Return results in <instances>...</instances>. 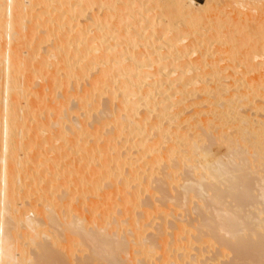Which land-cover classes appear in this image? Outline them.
<instances>
[{
    "label": "bare ground",
    "instance_id": "6f19581e",
    "mask_svg": "<svg viewBox=\"0 0 264 264\" xmlns=\"http://www.w3.org/2000/svg\"><path fill=\"white\" fill-rule=\"evenodd\" d=\"M47 1L55 2L0 0V37L15 41L0 45V264H146L141 256L156 252L153 264H216L221 255L226 264H264L262 103L252 108L249 87L238 93L240 85L231 90L223 74L215 77L227 66L199 49L210 38L181 43L196 27L186 17L195 28L185 32L175 18L204 5L66 0V14L82 18L73 31L78 23L49 18L57 7ZM38 4L48 16L44 40L56 38L50 45H29L32 29H18L38 17L31 12ZM114 17L122 29L110 27ZM242 27L210 33L229 58L250 40ZM253 27L250 45L264 52V22ZM242 55L244 66L252 54ZM89 195L119 200L97 214ZM154 195L160 207L201 209L198 219L167 226L160 218L165 223L144 234L143 216L167 212ZM113 206L127 217L129 206L140 210L123 221Z\"/></svg>",
    "mask_w": 264,
    "mask_h": 264
},
{
    "label": "rangeland",
    "instance_id": "374dc122",
    "mask_svg": "<svg viewBox=\"0 0 264 264\" xmlns=\"http://www.w3.org/2000/svg\"><path fill=\"white\" fill-rule=\"evenodd\" d=\"M65 1L66 0H64V2L63 3H60V2H62V0H55V2H53V3H51V2H49V1H47L46 3H47V6H48V8H51V6H55V7H57V9L56 10H53L51 13V16L52 17H49V18H53L55 15V17H57L58 19H60V22H62L63 20H65V18L67 19H69V18H71L70 20L71 21H69L68 19H67V23L68 24H70V25H72L73 26V24H74V26L76 25V23H78V22H80V19H82L81 17L79 18H74V14L75 13H73V12H71L73 15H71V14H68L69 16H73V17H69L67 14H66V12H65V10L67 9V5H66V3H65ZM72 1H74V0H72ZM108 1H110V0H108ZM107 1V2H108ZM117 2L118 1H120V2H122V0H116ZM182 2H183V0H181ZM185 1V0H184ZM197 3H199V4H202V5H204V8H202V7H191L190 5L187 7L186 5H184V6H186V8L188 9L189 7V11L188 10H186V8H184L183 10H185V11H182V16H177V18H175V19H177L178 20V24H180L181 25V29H183V31H187V32H189V33H191L192 31H193V29L195 28L196 29V31H195V29H194V31L189 35L188 33L187 34H184V35H182V37L184 36V39H182L181 40V43L183 42L184 44L187 42V43H189L188 41L189 40H192L193 38L191 37V36H193V37H195L196 35H198L199 37L198 38H200V39H205L206 40V37L209 39L210 38V40H209V42L208 43H211L210 45H202L199 49H201L202 50V48L204 49V47H209L208 49H209V51L211 52H213V51H215V53H213V55H209V56H211V57H218V58H222L221 59V62H222V64H221V62H220V64L222 65V66H224V68H226V66H227V68L226 69H223V67H222V72L221 71H219L218 72V75H215V77H218V76H220V74H221V76L220 77H223V75H224V78H226V75L228 76L227 78V80L226 79H224L223 78V80H224V82H225V84H227V85H229V87L231 88V90L233 89V87L235 86H238V85H240V86H238L239 88H238V93H241L242 91L241 90H244L243 91V93H245V94H248L247 95V99H248V96H249V99H251L252 100V97H253V103L251 104L252 106V108H253V106H254V108H256L258 105H257V103L258 104H260V103H262L260 106H262L263 105V100H262V98H263V95H264V52L260 49L259 51H257L256 52V50H254L255 48H254V46H251V45H253V41H252V37H251V31L250 30H252V31H254V27L253 26H255L256 24H258V23H260V22H262V24H263V22H264V18H263V16H264V12H261V10H262V8H264V6L261 8V6L262 5H264L263 3H264V0H195ZM239 1V2H238ZM250 1V2H249ZM258 1V2H257ZM259 1H262V2H259ZM115 3V2H113V3H115L114 5H118V3ZM119 2V3H120ZM153 1H151V0H148L145 4H146V6H148V5H150V3H152ZM186 2H187V0H186ZM223 2V3H222ZM238 2V3H237ZM242 2V3H241ZM39 3V2H38ZM109 3H111V1L109 2ZM181 3V2H180ZM232 3H233V5H232ZM241 3V4H240ZM259 5H258V4ZM24 4V5H23ZM22 4V6H26V8L27 7H29V4L27 5V4H25V3H23ZM148 4V5H147ZM153 4V3H152ZM205 4H206V7H205ZM208 4V5H207ZM229 4V5H228ZM251 4V5H250ZM226 5V6H225ZM232 5V6H231ZM236 5H238V6H236ZM243 5V6H242ZM74 6H79V4H77V5H75L74 4ZM44 7V8H43ZM104 7V6H103ZM102 7V11H104V13H108L109 11H110V9H108V11H107V9H105V8H108V7H106L105 6V8H103ZM223 7V8H222ZM40 8H42V9H40ZM46 7L45 6H41L40 4H38V5H35V7H34V9L31 11L32 12V14H37V16L38 17H35V19H33L32 21L30 20V22L28 21V20H26V21H22V23H20V24H18V29L20 30V31H23V30H31L30 32L31 33H29V35L30 34H32L33 33V35H31V37H32V39H29V45H50V43H51V41L53 42V40L52 39H56V38H53V36H52V38L51 37H48V39H46V40H44L45 38L43 37V35H42V33L47 29H45V27H47L46 25H47V18H48V16H47V14H44V13H41V11L42 10H44ZM235 8V9H234ZM104 9V10H103ZM202 9H204V10H202ZM206 10H207V12H206ZM223 10V11H222ZM237 10V11H236ZM256 10V11H255ZM107 11V12H106ZM186 11H188L189 12V14L191 13L192 15H189L188 14V12H186ZM203 11V12H202ZM225 11V12H224ZM40 12V13H39ZM209 12V13H208ZM103 13V12H102ZM184 13H187V14H185V16H184ZM218 13H219V15H218ZM223 13H224V15H223ZM43 14V15H42ZM58 14V15H57ZM229 14V15H228ZM236 14V15H235ZM238 14V15H237ZM41 15V16H40ZM187 15V16H186ZM204 15H205V17H204ZM212 15V16H211ZM263 15V16H262ZM66 16V17H65ZM68 16V17H67ZM166 17H165V19H168V15H165ZM184 16V17H183ZM193 16V17H192ZM218 16V17H217ZM247 16V17H246ZM28 17V15H25L24 17H22V19L23 18H27ZM44 17V18H43ZM62 17V18H61ZM176 17V16H175ZM178 17H180V18H178ZM181 17H182V19H181ZM188 18V20L189 19H193L192 20V22L193 23H195V27H194V25L191 27V29L190 28H187V27H190V24H189V22H190V20L188 21L187 20V18ZM190 17H192V18H190ZM225 17H226V19H225ZM231 17V18H230ZM240 17V18H239ZM37 18V19H36ZM57 18H56V20H57ZM169 18H170V16H169ZM195 18V19H194ZM214 18V19H213ZM233 18V19H232ZM256 18V19H255ZM40 19V20H39ZM46 19V20H45ZM74 19H76V20H74ZM112 19V18H111ZM111 19H109V20H111ZM179 19H180V21H179ZM205 19V20H204ZM211 19V20H210ZM213 19V20H212ZM218 19L220 20L219 22H218ZM253 19V20H252ZM44 20V21H43ZM112 20H113V23H112ZM109 23V25H110V27H112L113 26V29H114V27H115V29H117V27H119V28H121L120 27V25H121V22H120V24L117 22V19L114 17L113 19H112ZM183 20L184 21H188V24H189V26H187V23H186V25H184L185 23L183 22ZM195 20H197V23L198 24H196V21ZM198 20H200V21H198ZM217 20V21H216ZM69 21V22H68ZM115 21V22H114ZM202 21V22H201ZM222 21V22H221ZM236 21H238L239 23L238 24H236ZM256 21V22H255ZM66 22V21H65ZM141 22H144V21H141ZM221 22V23H220ZM224 22H226V23H224ZM246 22V23H245ZM252 22V23H251ZM254 22V23H253ZM117 23H118V25H117ZM209 23V24H208ZM248 23V24H247ZM256 23V24H255ZM231 25V24H233V27L232 26H229V25ZM252 24H254L253 26H252ZM109 25H108V27H109ZM227 25H228V27H227ZM238 25H245V27H244V29H243V27H242V32H244V34L245 33H250V35H248L247 34V39L246 40H249V41H247L246 42V45L243 43L242 45H243V47H241V49H242V52H240L241 51V49L239 50V53H241V54H238V56H237V54H235L234 55V57H236L237 58V60H236V58L235 59H233L231 56V58H229L228 57V55L229 54H227L226 55V53H228V52H224V51H222L221 52V50L223 49V48H225L226 47V45L225 44H220V42H218V41H216V40H214L213 39V37H211V34L210 33H216V31L217 30H219V31H221V32H223V30L225 31H227L228 30V28L229 29H231V30H233L236 26L238 27ZM248 25H250V26H248ZM73 26V27H74ZM81 26V25H80ZM79 23H78V25H76L74 28H73V31L75 30V29H80L79 27ZM122 26V25H121ZM185 27V28H182V27ZM187 26V27H186ZM202 26V27H201ZM209 26V27H208ZM217 26V27H216ZM235 26V27H234ZM194 27V28H193ZM201 27V28H200ZM205 27V28H204ZM207 27V28H206ZM219 27V28H218ZM226 27V28H225ZM23 28V29H22ZM64 28H67V26H65L64 25ZM198 28V29H197ZM214 28V29H213ZM221 28V29H220ZM0 29H4V28H0ZM22 29V30H21ZM43 29V30H42ZM45 29V30H44ZM106 29V28H105ZM122 29V28H121ZM120 29V30H121ZM203 29V30H202ZM223 29V30H222ZM246 29V32L244 31ZM120 30H117V31H119L120 32ZM1 31V30H0ZM4 31V30H3ZM3 31H1L2 33H3ZM72 31V32H73ZM76 31V30H75ZM115 31V30H114ZM213 31H215V32H213ZM56 32H58V31H56ZM195 32V33H194ZM199 32H202V33H199ZM234 33V35H236L237 36V33L235 34V32H233ZM200 34H202L201 36H200ZM208 34V35H207ZM37 35V36H36ZM41 35H42V37H41ZM58 35H60V34H58ZM185 35H186V37H185ZM189 35V36H188ZM246 35V34H245ZM210 36V37H209ZM8 37V36H7ZM6 37V35H4V34H2V37H0V45H8L7 44V42L9 41H7V39H9V38H7ZM39 37V38H38ZM106 37H107V35H106ZM181 37V38H182ZM187 37H189V38H187ZM197 37V36H196ZM204 37V38H203ZM6 38V39H5ZM29 38H30V36H29ZM41 38V39H40ZM111 39H112V42L113 41H123L124 39H122L121 37H118V39H113L112 37H110ZM120 38H121V40H120ZM186 38V39H185ZM111 39H110V42H111ZM6 42H5V41ZM43 40V41H42ZM4 41V42H3ZM14 41V40H13ZM13 41L12 40H10V42H8V43H11V44H9V45H15V41H14V43H13ZM27 41V40H26ZM108 42H109V38H108V40H107ZM186 41V42H185ZM207 41L208 40H206V42H203V43H207ZM213 41H215V42H213ZM250 41H252V42H250ZM109 42V43H110ZM217 42V43H216ZM2 43H4V44H2ZM6 43V44H5ZM186 43V44H187ZM207 43V44H208ZM214 44V45H213ZM251 44V45H250ZM27 45V44H26ZM222 45V46H221ZM247 46V47H246ZM250 46L252 47L251 48V50L249 49L250 48ZM249 47V48H248ZM212 48V49H211ZM206 49V48H205ZM204 49V50H205ZM246 49H248V50H246ZM256 52H254V51ZM246 51V53H243V52H245ZM250 53V55L252 54V56H249V53ZM252 51V52H251ZM262 51V52H261ZM238 53V52H237ZM242 54H246V56H249L250 58L249 59H247V63H244L245 65H251V64H253L252 66H249V71L246 69L245 70V68H247L248 66H241V65H243L242 63H241V57L243 56L244 57V55H242ZM255 54V55H254ZM260 54H262V55H260ZM225 56L226 57H228V59L227 58H225ZM241 56V57H240ZM251 57H252V59H251ZM239 58H241L240 59V61L238 60ZM225 59H227V60H225ZM232 59V60H231ZM262 59V60H261ZM228 60H230V62L228 61ZM249 60H251V61H249ZM260 60H261V62H260ZM232 61V62H231ZM234 61V62H233ZM238 63H237V62ZM250 62H252L251 64H249ZM255 62H257V63H255ZM229 64V65H231V66H229V65H227V64ZM224 64V65H223ZM254 66V67H253ZM233 67H235V68H233ZM245 67V68H244ZM252 67L254 68V70L252 69ZM246 71V72H244V70ZM261 69V70H260ZM240 70V71H239ZM251 71V72H250ZM233 72V73H232ZM239 72V73H238ZM220 73V74H219ZM223 74V75H222ZM255 75V76H254ZM232 77V78H231ZM238 79H240V80H238ZM255 77V78H254ZM261 78V79H260ZM230 79V80H229ZM233 79V80H232ZM255 79V80H254ZM221 80V79H220ZM222 80V81H223ZM237 80V81H236ZM231 81V82H230ZM239 81V82H238ZM244 81H245V83H244ZM255 81V82H254ZM232 82H233V85H231L232 84ZM236 82V83H235ZM253 83H254V85H255V87H253L252 88V86H253ZM257 83H258V85H257ZM238 84V85H237ZM246 84V85H245ZM263 84V85H262ZM231 85V86H230ZM242 85V86H241ZM248 85V86H247ZM257 86V87H256ZM241 87H242V89H241ZM244 87V88H243ZM247 87H249V88H247ZM229 88V89H230ZM246 88V89H245ZM263 88V89H262ZM240 89V90H239ZM250 91H249V90ZM254 89V90H253ZM245 90L248 92V93H246L245 92ZM257 90V91H256ZM239 91H241V92H239ZM253 91H254V93H253ZM256 92H257V94H256ZM251 93V94H250ZM258 93L259 94H262V95H260V96H256L255 97V95H258ZM253 94H255V95H253ZM30 98H28L29 99V101H30V99L31 100H33L34 98L33 97H35V96H29ZM255 97V98H254ZM33 98V99H32ZM256 98H257V100H256ZM27 99V100H28ZM35 99H38V98H35ZM256 100V101H255ZM257 101H261L260 103L259 102H257ZM263 101V102H262ZM256 103V104H255ZM255 104V105H254ZM256 106V107H255ZM260 106H259V109L257 108V110L259 111V112H261L260 114H264V113H262V111L264 112V105L261 107L262 109H260ZM252 108H251V110H252ZM249 110V109H248ZM262 110V111H261ZM250 111V110H249ZM253 111V110H252ZM258 112V113H259ZM259 114V115H260ZM220 148H222L223 150V152H224V146H220ZM223 152H221V153H223ZM136 180V181H135ZM131 184H132V186L135 184V182H137L138 180L137 179H135ZM136 185H137V183H136ZM118 196H120V195H118ZM142 196H145V197H143V198H148V194H145L144 195V193L142 194ZM155 196L156 195H154L153 196V198H155ZM158 197V196H157ZM90 198V199H89ZM115 198H117V196L115 197ZM115 198H113L112 200L111 199H102V198H100L99 197V199H98V196H97V199H96V197L93 195H89V197H88V200L87 201H89L90 200V202H88V206L89 207H91V206H93L94 205V208L95 209H97L96 210V213H97V211L99 210V211H105L108 207L109 208H111L112 209V206H110L111 204H115L114 202L116 201L115 200ZM119 198V197H118ZM117 198V200H119ZM91 199L93 200V201H91ZM96 199V200H95ZM101 199V200H100ZM154 200H157L156 198L154 199ZM92 202V203H91ZM97 202V203H96ZM99 202V203H98ZM107 202V203H106ZM108 202H110V205L108 204ZM118 202V201H117ZM170 202H172V201H169L168 202V204L166 205V206H164L163 204H161L162 206H164L163 207V209H165L164 211H167V212H169V213H167V212H164V213H159L158 215H157V213L155 212H151L150 213V215H154V216H150V218H149V216H147V218H146V216H143V217H145L144 218V220H145V222H144V220H143V217H142V219L141 220H143V221H140V223L145 227V231L146 232H144V234L146 233V235H149L150 233L151 234H153L152 232H155V229H154V225H156V224H158V222L160 221V220H162L163 218L165 219L164 221H166L167 223H166V225L168 224V222H172V221H174V220H172L171 221V219L173 218V219H177L178 218V220H177V222H179V223H185V222H187L186 224H188V223H190L191 221L192 222H196V220L198 219V215L197 214H199V212H201V209H199L198 211L199 212H197V210H194V212L193 211H188V210H186V208L184 207H182L183 208V210L181 209V210H179L180 208H177L176 209V205H174V204H172V203H170ZM104 203V204H103ZM91 204H93V205H91ZM96 204V205H95ZM99 204V205H98ZM108 206H106V205ZM154 204H156L157 206H159L160 205V202L157 200V201H155L154 202ZM159 204V205H158ZM91 205V206H90ZM171 205L173 206V207H171ZM98 206V208H100V209H98V208H96ZM101 206H103V207H101ZM128 206V205H127ZM162 206L160 207V208H162ZM107 207V208H106ZM120 207V208H119ZM119 207H117V209H116V206H113V208H114V210H116V211H114L115 213H117L116 215H118V217H119V219L120 220H123V221H127V219H128V217L131 215V217H133L134 216V214H133V212L136 210L137 212H139L138 210H140V209H138V208H130V206H129V208L127 209V211H131V210H134V211H132V213L130 214L129 213V215H128V217H127V215L125 216V214L124 213H122V211H120L121 210V205L119 206ZM168 207V208H167ZM102 208H104V209H102ZM120 210H119V209ZM159 208V209H160ZM175 210H174V209ZM118 210V211H117ZM169 210V211H168ZM204 209H202V211H203ZM112 211V212H111ZM110 212L113 214L114 212H113V210H111ZM136 211L134 212L135 214H136ZM172 211V212H171ZM174 211V212H173ZM187 211V212H186ZM189 212V213H188ZM192 212V213H191ZM99 213V212H98ZM97 213V214H98ZM170 213H172V214H170ZM96 214V215H97ZM162 216H161V215ZM164 214L166 215V216H164ZM187 214V215H186ZM95 215V216H96ZM114 215V214H113ZM157 215V217L159 218V220L157 219V217H155ZM173 215V216H172ZM189 215H190V217H189ZM115 216V215H114ZM160 216V217H159ZM164 216V217H163ZM179 216V217H178ZM123 219H122V218ZM155 217V218H154ZM152 218V219H151ZM160 218H162V219H160ZM188 218H189V220H188ZM192 218V219H191ZM151 219V220H150ZM154 219V220H153ZM182 219H184V220H182ZM128 220H130V218L128 219ZM182 220V221H181ZM163 221V222H164ZM176 221V220H175ZM185 221V222H184ZM146 222H148V223H146ZM162 221H160L159 223H161ZM162 222V223H163ZM191 222V223H192ZM144 223V224H143ZM146 223V224H145ZM151 223V224H150ZM156 223V224H155ZM165 223V222H164ZM190 223V224H191ZM152 224H154V225H152ZM141 225V226H142ZM143 226H142V228H143ZM168 226V225H167ZM168 228V227H167ZM151 229H153V230H151ZM169 229V230H168ZM167 230H166V232H169L170 231V228H168ZM150 232V233H149ZM149 233V234H148ZM171 233V232H170ZM185 234V235H187V233H184V232H179V233H177L176 232V234H177V237L179 238V237H184L185 235H181V234ZM179 234V235H178ZM181 235V236H180ZM171 239V236L169 235L168 237H167V239ZM159 251V250H158ZM191 252L193 253V250H191ZM142 253V252H141ZM140 253V256L143 254H141ZM160 253V252H159ZM159 253H157L156 252V254H157V257H158V254ZM211 254V251H205V252H203L202 253V256H207V255H210ZM139 254V253H138ZM229 255V254H228ZM139 256V255H138ZM137 256V257H138ZM226 255H221V256H217V262H219V263H216V261H215V263L216 264H226V261H224V259L225 258H228L227 256L225 257ZM142 260H145V259H148V261L150 262V263H155V261H156V258L157 257H155V255H153V257L152 256H150V257H152V258H150L149 256H147L146 257V255L145 254H143L142 256ZM140 257V258H141ZM223 257V258H222ZM145 258V259H144ZM203 258V257H202ZM220 258V259H219ZM204 259V258H203ZM214 260H216L215 258H214ZM221 260V261H220ZM147 260H146V262L147 263H149ZM154 261V262H153ZM146 263V264H147Z\"/></svg>",
    "mask_w": 264,
    "mask_h": 264
}]
</instances>
